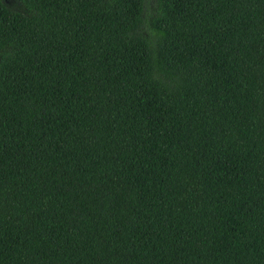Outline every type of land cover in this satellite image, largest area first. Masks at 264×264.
Segmentation results:
<instances>
[{"label":"trees","instance_id":"1","mask_svg":"<svg viewBox=\"0 0 264 264\" xmlns=\"http://www.w3.org/2000/svg\"><path fill=\"white\" fill-rule=\"evenodd\" d=\"M0 0V264H264V0Z\"/></svg>","mask_w":264,"mask_h":264},{"label":"rangeland","instance_id":"2","mask_svg":"<svg viewBox=\"0 0 264 264\" xmlns=\"http://www.w3.org/2000/svg\"><path fill=\"white\" fill-rule=\"evenodd\" d=\"M7 2L11 3L13 2L12 0H7ZM152 8V4L150 0H145L144 1V11H149Z\"/></svg>","mask_w":264,"mask_h":264}]
</instances>
